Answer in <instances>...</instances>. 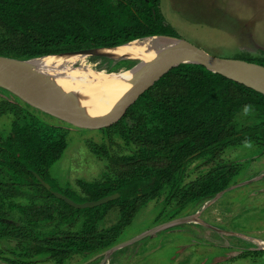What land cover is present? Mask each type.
<instances>
[{"label":"trees","instance_id":"obj_1","mask_svg":"<svg viewBox=\"0 0 264 264\" xmlns=\"http://www.w3.org/2000/svg\"><path fill=\"white\" fill-rule=\"evenodd\" d=\"M160 4L161 0H0V55L26 60L159 35L180 37ZM246 60L264 65V58ZM108 62L117 69L122 63L127 68L135 64L132 59ZM3 89L0 117L11 112L14 119L10 133L0 134V240L18 244V250L11 251L14 257L0 250L5 264H39L43 256L64 264L73 255L103 253L121 244L126 227L164 192L167 202L179 207L174 219L236 183L238 167L227 162L187 181L194 159L216 158L247 143L264 151V94L204 65L178 63L130 102L113 124L100 129L105 138L117 135L126 146L136 145V151L112 156L108 144L90 142L94 153L111 158L116 171L99 181L79 179L80 193L61 187L51 172L68 147L67 136L79 133L77 125L66 120L47 123L26 101ZM5 92L8 98H2ZM246 112L253 114L252 123L238 125V117ZM53 191L79 203L120 196L99 206L76 208ZM113 208L120 218L104 226Z\"/></svg>","mask_w":264,"mask_h":264},{"label":"rangeland","instance_id":"obj_2","mask_svg":"<svg viewBox=\"0 0 264 264\" xmlns=\"http://www.w3.org/2000/svg\"><path fill=\"white\" fill-rule=\"evenodd\" d=\"M160 7L167 22L181 38L214 56L244 60L264 58V0H161ZM94 58L90 56L89 60L92 62ZM124 65L126 63L117 69L106 62L90 68L95 74L92 76L101 77L134 67L127 68ZM0 91L4 93L3 88ZM9 96L10 93L5 92L2 98ZM28 104L37 118L47 123L65 121ZM13 119L14 114L11 112L0 117V134L3 137L10 133ZM105 119L71 122L77 125L79 133L67 136L68 147L51 169L61 187H71L82 193L79 179L99 181L114 176L116 169L111 158L94 153L90 142L108 144L112 156L137 150L136 145L126 146L120 136L105 138V133L100 130ZM253 119L252 113H242L237 124L246 126ZM114 120L109 121L108 125L113 124ZM224 162L238 167L236 183L233 185H239L215 199L205 200L181 211L180 217L195 215L194 222L179 230L176 227L160 230L157 236L145 238L139 245L119 249L108 260H104L102 253L77 254L64 264H264V252H261L264 251V245L248 240L258 238L264 241L263 148L255 143H247L230 147L216 158L194 159L188 165L186 179L195 180ZM167 194V191L164 192L141 209L132 224L124 230L121 242L172 220L179 212V207L176 202H167ZM118 213V209L113 208L104 226L115 224L120 218ZM0 250L14 257L11 251L18 250L17 241L1 239ZM38 261L39 264H55L48 256L40 257ZM0 264L5 263L0 260Z\"/></svg>","mask_w":264,"mask_h":264},{"label":"water","instance_id":"obj_3","mask_svg":"<svg viewBox=\"0 0 264 264\" xmlns=\"http://www.w3.org/2000/svg\"><path fill=\"white\" fill-rule=\"evenodd\" d=\"M166 40L167 45L159 50L157 55L147 64L146 70L140 73L135 80L130 82L131 84L121 93H118L114 99H109L102 94L92 91L89 88H81L77 84L66 82L59 83L56 81H50L39 73H33L32 75H26L25 79H13L4 74L0 73V87H3L15 95L19 96L21 99L30 103L43 111L51 113L60 119L79 123L85 119H95V118H106L101 125H106L109 121L117 117L125 107L142 94L145 90L151 87L156 80L167 70L170 66L178 63H197L204 65L211 71L220 73L234 81L242 83L250 88L255 89L264 94V65L247 61L244 59H232V58H222L210 54L205 49L191 43L190 41L183 39L181 37L170 36V35H159L153 36ZM151 38V37H147ZM144 39V38H143ZM130 43V42H128ZM125 43L123 45H126ZM119 45V46H123ZM118 47V46H116ZM106 48V47H100ZM100 48H90L82 49L77 51H70L60 54L51 55H77L85 54L87 58L94 56L93 52ZM47 56V55H45ZM41 56V57H45ZM21 60L0 55V64L2 63H25L37 58ZM117 61V60H115ZM61 89L63 95L61 98L55 97V91ZM74 96L83 108H102L107 113L95 115V116H79L77 118H67L61 116L55 111L49 109L44 101L52 102L53 104L62 103L61 101L68 100L69 96ZM95 99H99L102 103H96ZM105 122V123H104ZM100 125V126H101ZM41 182L46 188L51 189V185L46 182L43 178L38 176ZM239 184L232 185L225 190L218 193L216 196L231 190L232 188L238 186ZM53 193L65 200L70 205L76 208H88L95 207L107 203L109 201L115 200L120 196L119 193H115L98 200H90L83 203L76 202L69 196L59 192L53 191ZM212 199H215L217 197ZM195 220V215L183 216L172 219L166 223H163L149 231H146L139 236L118 244L109 250L103 252L105 259H107L111 254H113L119 248L142 240L148 236H155L160 230L178 225L182 222Z\"/></svg>","mask_w":264,"mask_h":264},{"label":"bare ground","instance_id":"obj_4","mask_svg":"<svg viewBox=\"0 0 264 264\" xmlns=\"http://www.w3.org/2000/svg\"><path fill=\"white\" fill-rule=\"evenodd\" d=\"M166 45V40L158 37L137 39L123 46L97 49L93 52V57L95 58L92 62L85 54L47 55L25 63H2V65L0 64V73L19 80L25 79L26 75L39 73L50 81L74 83L81 88H89L114 101L116 95L124 91L141 72L143 73L147 68V64ZM108 59H132L137 62L131 69L108 73V75L101 77L92 76L93 71H91L90 66L106 63ZM62 95L61 89L55 91L56 98L60 99ZM61 102L53 104L52 102L44 101L49 109L67 118L107 113L106 110L104 111V109L99 107L85 109L71 95L68 100ZM95 102L102 103L99 99H95ZM248 240L260 246L264 245V241L258 238H249Z\"/></svg>","mask_w":264,"mask_h":264},{"label":"flooded vegetation","instance_id":"obj_5","mask_svg":"<svg viewBox=\"0 0 264 264\" xmlns=\"http://www.w3.org/2000/svg\"><path fill=\"white\" fill-rule=\"evenodd\" d=\"M169 221H170V219H169ZM191 222H194V220H192V221H187V222H182V223H180V224H178V225H175V226H172V227H169V228H174V227H176L177 228V230H179V229H181V228H184L187 224H189V223H191ZM166 229H168V228H166ZM162 231V230H161ZM155 236H157V235H155ZM148 237H154V236H148ZM148 237H146V238H148ZM133 239V238H132ZM145 239V238H144ZM131 240V239H130ZM143 240V239H142ZM142 240H139V241H137V242H134V243H131V244H128V245H125V246H123V247H126V246H131V245H134V244H137V245H139V244H141L142 243ZM129 241V240H128ZM123 242H126V241H123ZM123 242H121V243H123ZM123 247H121V248H123ZM181 247V246H180ZM121 248H119V249H121ZM220 248H223V247H220ZM225 248V247H224ZM223 248V249H224ZM118 249V250H119ZM181 249H182V247H181ZM118 250H116V251H118ZM115 251V252H116ZM114 252V253H115ZM261 252H264V251H261ZM114 253L113 254H111L107 259H105V256H103V258H104V260H108V259H110L113 255H114ZM241 254V253H240ZM106 262V261H105Z\"/></svg>","mask_w":264,"mask_h":264},{"label":"crops","instance_id":"obj_6","mask_svg":"<svg viewBox=\"0 0 264 264\" xmlns=\"http://www.w3.org/2000/svg\"><path fill=\"white\" fill-rule=\"evenodd\" d=\"M122 60V59H121ZM118 61V60H117Z\"/></svg>","mask_w":264,"mask_h":264}]
</instances>
